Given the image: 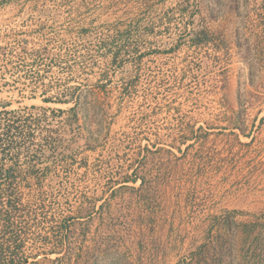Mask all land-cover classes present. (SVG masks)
<instances>
[{
  "label": "rangeland",
  "instance_id": "1",
  "mask_svg": "<svg viewBox=\"0 0 264 264\" xmlns=\"http://www.w3.org/2000/svg\"><path fill=\"white\" fill-rule=\"evenodd\" d=\"M75 99L103 106L68 125ZM1 111L38 128L30 262L65 220L72 264H264V0H0Z\"/></svg>",
  "mask_w": 264,
  "mask_h": 264
},
{
  "label": "trees",
  "instance_id": "2",
  "mask_svg": "<svg viewBox=\"0 0 264 264\" xmlns=\"http://www.w3.org/2000/svg\"><path fill=\"white\" fill-rule=\"evenodd\" d=\"M191 45L198 46L201 44H208L212 42L211 37L203 29L192 30L188 34ZM73 100V99H70ZM70 100L60 101L61 103H68ZM48 102L50 100H44ZM103 104L93 101L91 104L80 103L79 99H75L73 107L67 111L58 110L59 114H66L68 116V125L72 122H77L79 116H83L84 121L92 122V119L98 110H101ZM36 110L31 108L30 110ZM39 110H45L40 108ZM24 118V119H23ZM33 123V122H32ZM28 117L19 116L17 111H1L0 112V264H42L43 262H50L56 264H72V253L70 248L71 227L68 221L62 220L53 232L51 237H44L42 240V252L44 258L42 261H29L24 250V234L23 223L25 216L22 213L23 204L16 191V184L18 183L19 169L24 166V170L33 175L36 173L37 157L41 156L32 153L31 146L35 144L34 126ZM33 127V128H32ZM57 130L42 127L40 129V136L38 145L40 148H51L56 153L68 154L73 150L74 145L67 141V136L57 135L53 138L52 135ZM36 132V131H35ZM76 144H81L80 140ZM44 150L42 151L43 154ZM30 153H32L30 155ZM20 154L28 155L32 160L19 164L18 156ZM34 159V160H33ZM49 167V166H48ZM47 166L44 169L48 168ZM37 178V177H36ZM25 179V178H24ZM28 178L25 179V181ZM136 181V180H135ZM143 183V182H142ZM141 183V188H142ZM101 207V206H100ZM50 245L51 248L45 251V246ZM78 255L73 264H87L86 253ZM61 255L54 260L46 259V255ZM83 255V256H82ZM115 264V263H113Z\"/></svg>",
  "mask_w": 264,
  "mask_h": 264
}]
</instances>
